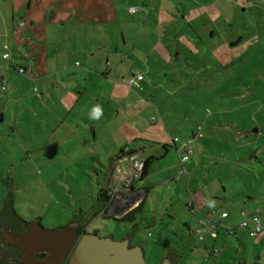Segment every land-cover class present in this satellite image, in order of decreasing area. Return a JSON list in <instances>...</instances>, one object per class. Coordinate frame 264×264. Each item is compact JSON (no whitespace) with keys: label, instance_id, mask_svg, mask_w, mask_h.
Returning a JSON list of instances; mask_svg holds the SVG:
<instances>
[{"label":"crops","instance_id":"1","mask_svg":"<svg viewBox=\"0 0 264 264\" xmlns=\"http://www.w3.org/2000/svg\"><path fill=\"white\" fill-rule=\"evenodd\" d=\"M132 7L138 10L132 12ZM253 7L264 10V0H0V193L5 194L0 208L10 201L18 213L13 192V184L17 183V173H13V168L18 166L14 155L16 148L22 145L20 150L31 152L45 150L53 144L58 145L55 151L72 150L65 146L74 140L76 127H81L84 134L76 150H97L103 145L110 152L107 155L109 166L100 186L98 206L89 208L87 213L74 215L84 216L87 221L104 212L107 216L120 218L143 204V211L137 215L136 221L127 222L128 230L124 231L122 239L129 238L133 244L141 245L147 257L149 247L145 248L135 240L136 228L148 201L149 186L143 180L149 178L153 164H161V159L172 151L164 143L166 151L162 155L149 152L148 148L154 146L149 143L155 141L141 129L145 119L136 112L137 103L145 98L152 107L156 106L160 72L175 62L184 64L185 60L189 65L188 52L196 49L200 54L198 41L206 39V45L215 49L213 55H223L226 52L222 50L224 20L229 27L233 18L238 21L248 17V8ZM234 42L231 41L230 47ZM230 47L226 44L225 49L232 54L234 47ZM5 52L10 53L8 60L3 57ZM214 58L216 65L209 70L217 71V64L222 59ZM227 61H224L225 66L231 64L230 59ZM17 65L26 67V72H18L14 68ZM135 72L142 74L143 78L130 86L128 79ZM80 105L86 112L78 109ZM97 107L99 116L92 115ZM71 118L74 120L68 124ZM66 126V136L71 137L61 140V129ZM233 129L236 130L233 135L239 142L251 135L239 127H233L231 132ZM192 135L196 136L194 131ZM200 136H203L202 132ZM32 143L39 145L33 146ZM173 145L180 154L179 145ZM9 152L13 154L9 155ZM173 153L175 155V151ZM146 160L149 162L148 174L136 178L141 182L134 185L135 192L128 189L115 193L114 186L127 178H134V163ZM187 162L185 167L191 179ZM180 169L178 162L172 168L175 174L170 175L177 185L184 181L182 177L186 174H179ZM205 181L209 186L217 185L211 180ZM217 189L211 188L210 194L202 186L192 191V197L186 201L187 207L199 217L196 223L183 219L182 233L171 227L176 222V212L167 209L166 217L162 216L161 244L167 241L165 233L169 230H173L172 239L167 241L169 244L177 236L184 243L182 248L164 244L170 253H165L162 259L169 257L179 264L180 254L193 247L194 253L201 257L228 251V255L231 254L229 261L235 264H264L261 254L253 256L252 251L245 248L247 245L242 237H238V242L231 241L229 246H226V240L223 249L218 248L222 232L225 230V236L231 234L227 230L230 231V227L234 230L232 225L238 218L240 220V216L245 217L251 210L264 216V199L259 200L251 192H230L224 182L223 192ZM50 193L46 190L40 196L43 205H47L50 198L56 202ZM261 203L263 208L259 206ZM212 209L227 211L228 215L217 216V237L210 234V241L201 242L195 228L202 227L201 220L205 219L206 213L213 212L209 211ZM167 216L172 222L167 220ZM34 218L30 222L22 220L25 224L41 223L40 215ZM159 218L155 216L151 222L157 224ZM143 219L149 222L147 217ZM204 228L210 232L209 225ZM260 243L263 248L262 239ZM218 264H223L222 260Z\"/></svg>","mask_w":264,"mask_h":264},{"label":"rangeland","instance_id":"2","mask_svg":"<svg viewBox=\"0 0 264 264\" xmlns=\"http://www.w3.org/2000/svg\"><path fill=\"white\" fill-rule=\"evenodd\" d=\"M248 10V17L240 18L238 21L233 18V24L229 27L228 22L224 20L222 50L226 52L223 55H213L215 49L206 45V39L198 41L196 44L201 50L200 54L196 49L188 52L189 65L185 60L184 64L175 62L160 72L156 106L152 107L145 98L143 102L137 103L136 112L145 119L141 129L146 130V134L154 137L152 139L155 141L149 143L154 145L148 148L149 152L162 155L166 151L164 143L172 151L170 155L161 159V164H153L149 178L143 180L149 186L148 201L136 228L135 240L136 243H142L145 248L149 247L150 252L147 253L146 260L150 264L159 263L165 253H170L164 244H169L167 241L172 239L173 230H166L167 241L162 243L163 245L160 238L162 216L166 217L168 208L176 212V222L171 227L177 228L180 233L184 231L181 230L183 219L196 223L199 216L187 207L186 202L192 197L195 188L202 186L210 194L213 191L211 188L216 187L217 191L222 193L224 182L230 192H251L258 199H264V10L258 7ZM232 40H235L234 48L230 47ZM226 44L233 48L232 54L225 49ZM214 56L222 59L220 64H217V71L209 70L216 65ZM228 59L231 64L225 66L224 61ZM146 76L150 78L149 74ZM153 90L155 91V88ZM78 109L81 112L85 111L81 105ZM153 115L156 119L152 117ZM73 120L71 118L68 124ZM67 126L61 129L63 130L61 140L71 137L66 136ZM233 127H239L251 135L245 136L239 142L237 136L233 135L236 130L233 129L231 132ZM76 130L74 140L70 142L76 146H70V143L69 146H65L66 149L70 147L72 150L55 151L58 145L53 144H49L45 150L31 152L20 150L23 148L22 145L16 148L14 155L19 167L13 168V173H17V183L13 184V192L15 206L25 222H30L40 215L43 227L57 229L68 225L75 213L84 214L89 208L98 206L100 186L105 181L108 171L107 155L110 152L103 145L97 150L92 148L76 150L77 143L82 140L84 134L81 127H76ZM192 131L196 136L192 135ZM201 132L203 136L199 137ZM175 136L179 138V142H174ZM22 141L26 143L23 137ZM182 142H187L194 148L190 155L191 159L187 162L191 179L189 173H186L182 177L184 181L177 185L170 178L174 173L172 168L178 162L181 164L180 154L173 143L180 147ZM34 144L39 145L32 143L33 146ZM1 147L4 149V146ZM12 154L13 152H9V155ZM73 154L79 157L71 159L74 157ZM206 179L217 185L209 186ZM140 182L135 181L136 186ZM46 190L51 192L53 199L58 203L50 198L47 205H43L42 198H39ZM4 195L0 193V205ZM259 206L263 208V203ZM253 207L255 209L257 206ZM251 211L247 218L254 212ZM155 216L161 217L157 224L151 222ZM213 216L217 218L218 214ZM142 217H147L149 222L146 223ZM244 219V216H240V220L238 218L237 223L232 225L235 226L233 233L227 230L231 234L225 236V230L222 232L218 239V248L223 249L226 240L228 241L226 246H229L231 241L238 242V237H242L247 245L245 248L252 251L253 256L261 254L264 257V245L262 248L260 239L251 236V226L247 228L239 226ZM167 220L172 222L169 216ZM128 225L127 222L118 221L114 216H107L104 212L93 218L89 230L97 229L100 235L107 232V236L120 240L124 236V231L128 230ZM198 227L195 228L196 235ZM204 237L201 242L210 241V232L207 231ZM178 238L169 245L182 248L184 241ZM193 249L186 248L180 254L179 264H218L221 260L223 264H235L229 261L228 256L231 254L228 255V251L201 257L199 253H194Z\"/></svg>","mask_w":264,"mask_h":264},{"label":"water","instance_id":"3","mask_svg":"<svg viewBox=\"0 0 264 264\" xmlns=\"http://www.w3.org/2000/svg\"><path fill=\"white\" fill-rule=\"evenodd\" d=\"M19 232L7 229L8 243L20 250L24 261L31 259L37 264H62L76 242L78 229L68 224L57 229H47L40 222L27 223ZM47 255L40 258L38 253ZM70 264H150L141 245H131L129 238L116 240L110 236L86 233L78 241L70 258ZM155 264H175L165 257Z\"/></svg>","mask_w":264,"mask_h":264},{"label":"built area","instance_id":"4","mask_svg":"<svg viewBox=\"0 0 264 264\" xmlns=\"http://www.w3.org/2000/svg\"><path fill=\"white\" fill-rule=\"evenodd\" d=\"M138 10L137 7H132L131 11L136 12ZM10 54L5 53L4 58L9 59ZM20 72H24L25 69L23 67H19ZM2 75V71L0 70V76ZM143 78V75L135 72L129 79L128 84L130 86L135 85ZM154 119H156L155 116H153ZM179 138L176 137L174 139V142H179ZM180 163H181V169L179 170V174L187 173V169L185 167V163L190 159V155L193 152V148L187 143L182 142L180 145ZM132 159H135L133 156ZM144 162L137 161L134 163V170L139 171L141 173V169L143 167ZM178 176V175H177ZM131 178H127L124 180L121 184H118L114 186V192L117 193L120 190H128L130 188ZM218 214L220 217H226L228 215L227 211H213L205 214V219L201 220V228H198V236L202 240L204 239L206 230L204 227L210 226V234L213 237H217L218 234V225H219V218H215L213 215ZM240 227L247 228L248 226H251L250 234L252 237L256 239H262L264 242V216L259 212L252 213L248 218L247 215H245V219L242 220L239 224ZM230 231H233L232 227L229 228Z\"/></svg>","mask_w":264,"mask_h":264},{"label":"trees","instance_id":"5","mask_svg":"<svg viewBox=\"0 0 264 264\" xmlns=\"http://www.w3.org/2000/svg\"><path fill=\"white\" fill-rule=\"evenodd\" d=\"M5 53H8V52H5ZM4 59L8 60L7 58H4ZM19 67H23L25 71L20 72ZM14 68H16V70L20 73L26 72V67L24 66L17 65ZM3 88H5V86H3ZM148 166H149V162L146 160L143 164L142 176H146L148 174ZM143 207H144L143 204H140L139 206L128 211L126 214H124L120 218H116V220L123 221V222H135L137 219V215H139V213L143 211ZM13 222L23 223V220L21 219L19 214L16 212L12 203L10 201L5 202L4 206L0 208V264H12L10 257L17 256L18 254L16 249L8 246V244L6 243L4 234H3L4 227L8 226L9 224Z\"/></svg>","mask_w":264,"mask_h":264},{"label":"flooded vegetation","instance_id":"6","mask_svg":"<svg viewBox=\"0 0 264 264\" xmlns=\"http://www.w3.org/2000/svg\"><path fill=\"white\" fill-rule=\"evenodd\" d=\"M142 170H143V167L141 169V173L139 171H135L134 172V174H133L134 178H131V183H130V188H129L130 191L132 190V191L135 192V187H134V185H136L135 181L137 182L136 178L142 174ZM91 221L92 220H88L87 221V220H85L84 216H78V215H74V218L69 221V224H75L77 226L78 236H77L75 244L73 245L72 249L70 250L69 254L67 255V258L62 262V264H70V258H71L72 254H73V252H74V250L76 248V245H77L78 241L86 233H93V234H98L101 237H107V232L104 235H100V233L98 232L97 229L89 230V227L91 225ZM26 224L25 223H17V222L15 223V222H13V223L9 224L8 226L4 227V229H3V234H4V237H5L6 243L8 244V246L13 247L14 249H16L17 252H18L17 256L10 257V259L12 261V264H37L35 261H32L31 259L30 260L27 259L26 261H24L23 255L21 254L20 250L15 246V244L8 243V238L6 236L7 229L10 230V231L21 233L22 231H24L27 228ZM131 245H135V244H133L131 242ZM46 255L47 254L45 252L38 253V256L40 258H44Z\"/></svg>","mask_w":264,"mask_h":264},{"label":"clouds","instance_id":"7","mask_svg":"<svg viewBox=\"0 0 264 264\" xmlns=\"http://www.w3.org/2000/svg\"><path fill=\"white\" fill-rule=\"evenodd\" d=\"M99 114H100V110H99L98 107L95 108V109H93V111H92V115L99 116Z\"/></svg>","mask_w":264,"mask_h":264}]
</instances>
